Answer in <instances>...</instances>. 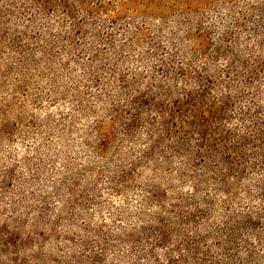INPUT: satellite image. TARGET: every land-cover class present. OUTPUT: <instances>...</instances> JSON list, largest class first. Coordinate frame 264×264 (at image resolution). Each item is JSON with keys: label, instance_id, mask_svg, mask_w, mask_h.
I'll return each mask as SVG.
<instances>
[{"label": "rangeland", "instance_id": "1", "mask_svg": "<svg viewBox=\"0 0 264 264\" xmlns=\"http://www.w3.org/2000/svg\"><path fill=\"white\" fill-rule=\"evenodd\" d=\"M231 8L224 0H0V237L10 251L69 264L92 240L143 228L176 243L189 229L180 214L206 197L215 200L211 216L195 229L211 243L227 210L260 202L249 180L231 189L211 181L201 154H150L142 120L130 125L140 107H126L151 88L163 94L155 75L164 50L186 53L201 21L221 32Z\"/></svg>", "mask_w": 264, "mask_h": 264}, {"label": "trees", "instance_id": "2", "mask_svg": "<svg viewBox=\"0 0 264 264\" xmlns=\"http://www.w3.org/2000/svg\"><path fill=\"white\" fill-rule=\"evenodd\" d=\"M224 1L232 6L221 20L224 29L216 32L214 24L201 21L185 37L186 53L168 48L162 59L158 54L161 68L155 76L168 89L158 95L151 88L145 99L134 96L126 107L128 113L140 107L130 113V125L139 127L136 121L142 120L153 141L150 154H201L200 165L211 181L231 189L249 180L257 185L260 202L238 212L227 210L212 226L216 240L211 243L195 229L211 216L215 200L206 197L203 203L197 199L201 208L194 213L180 214L182 227L189 229L176 243L169 242L164 230H124L90 241L81 255L69 257V264H264V0H246L240 10V0ZM142 102L148 107L144 112ZM9 246L1 236L5 260L0 264H35L37 253L20 257Z\"/></svg>", "mask_w": 264, "mask_h": 264}]
</instances>
